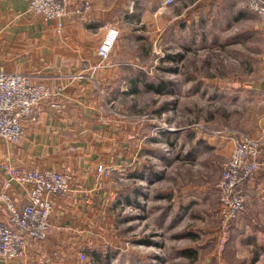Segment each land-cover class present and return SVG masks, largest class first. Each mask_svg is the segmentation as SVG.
<instances>
[{"label":"rangeland","instance_id":"1","mask_svg":"<svg viewBox=\"0 0 264 264\" xmlns=\"http://www.w3.org/2000/svg\"><path fill=\"white\" fill-rule=\"evenodd\" d=\"M107 3L114 9L98 24L119 33L100 63L118 47L121 68L101 85L102 111L137 146L104 180L84 264H264V191L244 186L222 242L216 189L237 137L258 132L264 95L251 108L244 84L264 80V21L245 0Z\"/></svg>","mask_w":264,"mask_h":264},{"label":"crops","instance_id":"2","mask_svg":"<svg viewBox=\"0 0 264 264\" xmlns=\"http://www.w3.org/2000/svg\"><path fill=\"white\" fill-rule=\"evenodd\" d=\"M83 1L72 0L56 32L58 19L44 21L28 10L26 0H0V71L25 73L54 92L40 102L37 120L25 125L19 143L0 139V163L36 169L68 167L77 188L67 196L50 195L49 235L28 240L19 257H0V264H84L78 253L89 247L95 223L106 208V180L97 188L96 168L102 164L123 169L135 159L132 132H124L122 121L102 111L101 85L117 78L121 62L117 47L115 59L99 63L97 47L110 23L98 22L106 21L114 7L107 0H89L91 8L86 9ZM244 87L255 95L246 105L255 107L251 105L264 95V80L245 82ZM253 120L254 128L264 131V110ZM2 178L0 168V187ZM263 187L264 176L245 183L246 190L257 193ZM12 194L25 201L21 188ZM2 215L6 217L0 203Z\"/></svg>","mask_w":264,"mask_h":264},{"label":"built area","instance_id":"3","mask_svg":"<svg viewBox=\"0 0 264 264\" xmlns=\"http://www.w3.org/2000/svg\"><path fill=\"white\" fill-rule=\"evenodd\" d=\"M30 12L39 14L44 21L66 15L72 0H26ZM171 1V0H166ZM252 12L264 21V0H245ZM84 8H91L89 0L83 1ZM63 24L59 21L56 32ZM118 28L105 25V33L97 47L99 63L106 60L117 42ZM58 91L60 87L56 88ZM54 92L43 84L32 82L25 73L0 71V139L13 144L20 142L25 125L35 122L40 102ZM75 150V147L71 148ZM3 174L0 187V203L6 214L0 216V257H19L28 240H42L49 234L52 196H67L77 188L73 187L74 173L70 168L36 169L1 162ZM121 171L114 165L99 164L96 168L97 188H102V179L113 171ZM264 176V131L242 133L234 142L228 159L223 163L216 189L219 201V216L222 220V242L228 224L238 216L244 206L245 183L256 175ZM25 194L23 203L16 200L12 190L20 189ZM264 187L262 188V192ZM2 214V213H1ZM231 222V223H230ZM79 260L85 253H78Z\"/></svg>","mask_w":264,"mask_h":264}]
</instances>
